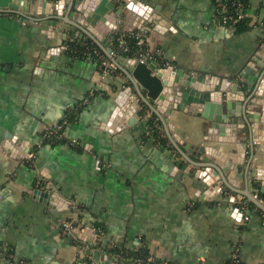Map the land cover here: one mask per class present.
Here are the masks:
<instances>
[{
	"label": "crops",
	"instance_id": "crops-1",
	"mask_svg": "<svg viewBox=\"0 0 264 264\" xmlns=\"http://www.w3.org/2000/svg\"><path fill=\"white\" fill-rule=\"evenodd\" d=\"M137 1L161 18L165 31L154 38L138 16L133 34L146 37L150 52L156 50L164 63L201 74L206 88L232 89L248 64L249 78L262 69L264 0H247L250 28L239 32L216 23L212 0ZM37 5L0 15V250L14 264H95L87 241L77 237L81 229L70 245L64 243V224L77 218L83 228L114 238L103 254L113 253L120 264L145 257L167 264H231L234 253L242 264H264V211L253 202L264 206L254 187L264 184V137L251 140L245 124L236 123L226 137L206 142L216 137L211 122L193 109L170 112L169 92L156 108L168 117L180 150L140 99L122 109L126 120L136 122L107 131L129 83L121 56L111 59L116 69L108 74L91 57H72L69 44L81 39L74 20L67 13L61 21L38 16ZM258 104L256 99L249 109L258 110ZM153 116L166 145L149 133ZM62 125V139L48 138ZM200 145L228 155L230 168L209 156L226 169L229 188L221 193L209 194L190 170L187 159L201 163L190 146ZM37 190L55 191L72 205L52 208Z\"/></svg>",
	"mask_w": 264,
	"mask_h": 264
},
{
	"label": "water",
	"instance_id": "water-1",
	"mask_svg": "<svg viewBox=\"0 0 264 264\" xmlns=\"http://www.w3.org/2000/svg\"><path fill=\"white\" fill-rule=\"evenodd\" d=\"M37 1L38 16H47L52 20L61 21L64 19V14L67 13L74 20L75 28L81 31V39L90 38L108 55L113 49L109 46L116 33L129 35L137 30L135 23L138 16L143 20V25H146L150 31L152 30L154 38L157 39L158 35L162 34L163 30L165 31L161 18L154 16L151 13L152 10L150 11L137 0H124L122 3L115 2V0H0V11L26 13ZM158 43L160 44V42ZM151 53L157 54V51L153 50ZM153 58L151 55L145 56L143 60L121 56L119 62L122 61L124 64L123 72L129 83L119 93L116 100L117 107L105 125L107 131L111 133L116 130L120 131L136 122L135 118L126 120L122 109L127 103L136 105L137 100L140 99L159 116L168 137L175 148L180 150L175 143L176 137L169 133L168 117H164L156 108L157 103L164 100L169 92L172 96V103L168 108L170 112L176 109L187 113L193 109L196 115L211 122L212 128L215 129L213 134H216V137L208 136L204 140L206 142L213 143L220 137H226V134L232 133V130L228 128L229 125H233L231 127L235 128L237 124H245L244 134H247L246 136H249L251 140L264 137V61L261 60L260 63L262 69L255 70V74L250 78L248 75L251 73L249 68L251 65L248 64V68L244 72L242 71L239 78L235 80L234 88L209 89L205 86L207 84L206 78L201 74L187 73L173 64L164 63L162 59ZM254 60L256 61V59ZM243 85L245 86L244 89L241 88ZM133 92L136 93V97L131 99ZM248 92L250 95L255 93L258 98H255V95L245 98ZM240 93L243 94V100L238 98ZM256 99L259 100L258 107L260 108L258 110L249 109L250 106H254ZM191 147L196 151L194 156L199 158L201 163L187 159L192 166L190 170H194L196 179L207 184V192L209 194L221 193L224 187L229 188L224 176L225 166L220 168L209 157H213L216 162H221L230 168V162H226L228 155L222 153L217 155L216 149L211 146ZM259 176V180L264 181V174ZM230 183L232 184V182ZM261 192L264 193V184ZM36 194L52 208L59 204L65 208L72 205L71 202H67L55 191L41 192L37 190ZM205 199L211 200L209 196H205ZM253 202L264 211L263 205L254 199ZM235 214L239 217L243 215L239 208L235 210ZM84 233L88 235L90 232L86 230L77 237L82 241H87L90 247L87 254L92 255L95 264H120L113 253L103 254V250L110 248V243L114 241V238L105 239L94 231L87 238L84 237ZM77 237L74 234H69L64 239V243L70 245ZM58 240L61 241L60 238ZM97 246L100 248H95Z\"/></svg>",
	"mask_w": 264,
	"mask_h": 264
},
{
	"label": "built area",
	"instance_id": "built-area-1",
	"mask_svg": "<svg viewBox=\"0 0 264 264\" xmlns=\"http://www.w3.org/2000/svg\"><path fill=\"white\" fill-rule=\"evenodd\" d=\"M214 7L217 9L218 12H215V21L216 23H219L221 25H233L237 24L240 21H243L247 19V11L243 8L242 2L238 0H212ZM230 6V7H229ZM230 9V10H229ZM1 14H6V11H0ZM21 15V14H20ZM21 20V19H20ZM22 23L26 24L25 20L22 19ZM262 30H264V26L262 27ZM132 35L135 36L136 39L138 40L137 44L139 46H142L145 44V41L143 37L140 35H134L133 32L130 33L129 35L127 34H122L119 38L118 41L120 42L119 47L120 49L123 50V52H128V46H127V38ZM94 54L97 56L98 59H96L99 62L100 68L102 69L104 74H108L112 72V70H115L116 67L113 64L111 59H115L118 57V52L112 49L110 54H101L97 49H94ZM149 56V55H146ZM145 56L140 57V60H143ZM63 125L59 126L56 130L50 131V133L47 135L48 138L51 137H56V139H62L63 137ZM74 144H77V142H73ZM41 180L38 181L39 184H41ZM257 197V196H256ZM257 199V198H256ZM78 222L77 218L72 219L69 222H66L63 226V230L66 234H72L76 228H75V223ZM93 230L94 232L97 233V235H100L101 237L104 238V233L103 231L97 229V228H81V233L84 231ZM74 234V233H73ZM6 264H14L12 255H8L7 259H5ZM240 262L237 253H234L232 256L231 264H238ZM135 264H167V263H162V262H155L151 258H145V259H138Z\"/></svg>",
	"mask_w": 264,
	"mask_h": 264
},
{
	"label": "trees",
	"instance_id": "trees-1",
	"mask_svg": "<svg viewBox=\"0 0 264 264\" xmlns=\"http://www.w3.org/2000/svg\"><path fill=\"white\" fill-rule=\"evenodd\" d=\"M238 1L242 2L243 8L245 9V11H247L248 10L247 0H238ZM214 10H215V12H218L216 8ZM249 22L250 21L247 18L243 21L238 22L237 24L228 25V27H234L237 32L245 31L248 28H250ZM121 35H122V33H119V32L116 33L113 37V40H112L113 49L118 52V56H126V57H130V58H140L142 56H146V55L150 56L151 55L152 57L159 59L157 54H152L150 52L149 46H148L147 41H146V37L143 38L145 41V44L142 46H139L137 44L138 40L136 39V37L130 35L126 40L129 50H128V52H123V50L120 49V47H119L120 42L118 41V38ZM134 35H137V34L134 33ZM69 45L72 48L71 52H70L72 57H78L80 59L91 57V58L96 60L98 58L94 54V51H93L94 49H97L103 55L105 54L104 51L88 37L82 38V39H76V40L70 42ZM73 119H74V112L71 115L69 121H72ZM156 124H158L162 128L161 122L159 120H157L156 116H153V119H150L148 122L149 133L158 143H160L162 145H166L168 143V140L164 136V133H162L161 130H158V127L156 126ZM254 187L258 190L259 196L264 198V193L261 192L260 184L255 183ZM251 205H253V204H251ZM82 227H83V225L80 223V221L75 223L76 229L80 230ZM97 229H99V228H97ZM140 255L141 254L139 253V256ZM143 255H146V253H144ZM7 256L8 255L5 254V252L3 250H0V261L3 259H7ZM141 258H144V256H141ZM145 258H147V257H145ZM238 264H242V263L239 262Z\"/></svg>",
	"mask_w": 264,
	"mask_h": 264
}]
</instances>
